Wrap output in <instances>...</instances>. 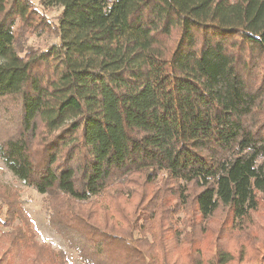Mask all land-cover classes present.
<instances>
[{
    "label": "trees",
    "instance_id": "trees-1",
    "mask_svg": "<svg viewBox=\"0 0 264 264\" xmlns=\"http://www.w3.org/2000/svg\"><path fill=\"white\" fill-rule=\"evenodd\" d=\"M40 2L0 0V158L81 262L264 264V0ZM1 200L0 264H69Z\"/></svg>",
    "mask_w": 264,
    "mask_h": 264
},
{
    "label": "rangeland",
    "instance_id": "rangeland-1",
    "mask_svg": "<svg viewBox=\"0 0 264 264\" xmlns=\"http://www.w3.org/2000/svg\"><path fill=\"white\" fill-rule=\"evenodd\" d=\"M33 2L44 11L48 17L57 20L56 17L62 11L61 6H54L51 8H45L40 0H33ZM60 42L59 38L54 35H33L26 39V45L35 48L46 49L53 44H58ZM0 188L6 191V194H16L19 197L22 208L27 212L30 219L33 221V228L36 234V240L40 244H45L50 246L55 250H62L68 256L69 264H84L78 255V252L71 247L69 242L64 238V236L56 231L49 223L48 214V201L45 194L39 193L35 188L27 185L24 181L17 178L12 171L6 166L5 162L0 158ZM8 191V192H7ZM125 204L131 205L130 200L123 199ZM2 200L0 201V203ZM129 202V203H128ZM126 209L129 207L126 205ZM183 217V215H180ZM20 223L17 220L16 224ZM214 225V223H213ZM11 229L2 228V232L10 231ZM206 240V239H205ZM205 242V241H204ZM7 237H0V250L8 247ZM204 246V243H203ZM211 252H205V256ZM28 260L15 257L14 264H28Z\"/></svg>",
    "mask_w": 264,
    "mask_h": 264
}]
</instances>
